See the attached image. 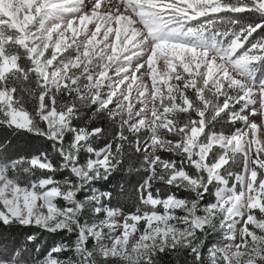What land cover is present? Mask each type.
<instances>
[{"label": "snow or ice", "instance_id": "obj_1", "mask_svg": "<svg viewBox=\"0 0 264 264\" xmlns=\"http://www.w3.org/2000/svg\"><path fill=\"white\" fill-rule=\"evenodd\" d=\"M0 129V264H264V0H0Z\"/></svg>", "mask_w": 264, "mask_h": 264}, {"label": "trees", "instance_id": "obj_2", "mask_svg": "<svg viewBox=\"0 0 264 264\" xmlns=\"http://www.w3.org/2000/svg\"><path fill=\"white\" fill-rule=\"evenodd\" d=\"M106 128L108 127L107 124L104 125ZM9 138V139H13L12 134L10 133L9 130L6 129H0V139L3 138ZM28 137L27 136H22V137H18L17 138V143L23 147L25 145V143L28 141ZM96 144L98 145H102L103 144V140H97ZM126 174L125 173H120L116 176V179H114L112 181V184L109 187H119L120 184H124L125 188L131 190L134 192V188H135V184L134 182H126L125 179ZM126 182V183H124ZM126 207H131V203H126L125 205ZM52 238L51 237H46V242H50ZM164 264H174V261L171 257H164Z\"/></svg>", "mask_w": 264, "mask_h": 264}, {"label": "rangeland", "instance_id": "obj_3", "mask_svg": "<svg viewBox=\"0 0 264 264\" xmlns=\"http://www.w3.org/2000/svg\"><path fill=\"white\" fill-rule=\"evenodd\" d=\"M124 183H126V182H124Z\"/></svg>", "mask_w": 264, "mask_h": 264}]
</instances>
